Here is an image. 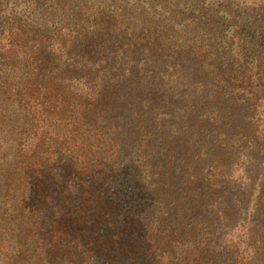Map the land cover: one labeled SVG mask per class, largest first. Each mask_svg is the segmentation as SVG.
<instances>
[{"label": "trees", "instance_id": "trees-1", "mask_svg": "<svg viewBox=\"0 0 264 264\" xmlns=\"http://www.w3.org/2000/svg\"><path fill=\"white\" fill-rule=\"evenodd\" d=\"M0 264H264V0H0Z\"/></svg>", "mask_w": 264, "mask_h": 264}]
</instances>
